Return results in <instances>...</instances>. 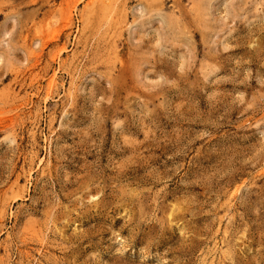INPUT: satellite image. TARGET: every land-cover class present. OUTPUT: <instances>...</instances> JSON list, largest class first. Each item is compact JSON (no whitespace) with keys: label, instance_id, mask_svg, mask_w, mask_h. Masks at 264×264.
I'll list each match as a JSON object with an SVG mask.
<instances>
[{"label":"rangeland","instance_id":"1","mask_svg":"<svg viewBox=\"0 0 264 264\" xmlns=\"http://www.w3.org/2000/svg\"><path fill=\"white\" fill-rule=\"evenodd\" d=\"M0 264H264V0H0Z\"/></svg>","mask_w":264,"mask_h":264}]
</instances>
